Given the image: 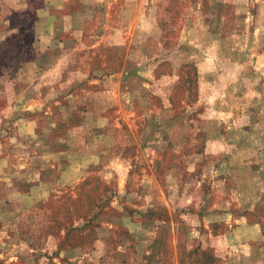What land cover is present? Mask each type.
<instances>
[{
    "label": "rangeland",
    "instance_id": "1",
    "mask_svg": "<svg viewBox=\"0 0 264 264\" xmlns=\"http://www.w3.org/2000/svg\"><path fill=\"white\" fill-rule=\"evenodd\" d=\"M47 2L0 0V43ZM66 3L33 13L52 43L116 30L147 82H102L104 114L82 80L105 43L73 65L49 45L35 82L45 47L6 35L26 57L0 48V264H264V0Z\"/></svg>",
    "mask_w": 264,
    "mask_h": 264
},
{
    "label": "crops",
    "instance_id": "2",
    "mask_svg": "<svg viewBox=\"0 0 264 264\" xmlns=\"http://www.w3.org/2000/svg\"><path fill=\"white\" fill-rule=\"evenodd\" d=\"M46 1H50V3L48 4L47 2V7L46 8H41V10L39 9H32L29 6L28 10L25 9H18L15 8L13 9V13L15 15V17H22V24H17V25H10L5 27L6 31H4L3 36L4 40L10 36H6V35H17L18 33H22L24 31L25 28H27V25H31L27 31L29 33H31L32 35V40H31V44L30 47H33V49L35 50L37 44L39 43V46L41 49H39L38 51H44V47H45V52L44 54L39 55L41 58L38 57V52H35L34 54V58L30 59L29 61H26V63H31L33 65H47L49 68L48 72L45 73H39L38 75H33L31 76L30 80H33L35 82H41V81H45V82H49L51 77L53 76V73L50 72L51 70H53V68L55 67V65H52L50 62L48 63V58H49V54H48V49H52V47L56 46L59 47L62 50V54L61 56V64L63 65V62L65 60H68L69 65H73V61L76 60V62L78 63L79 59H82L83 56H81L80 52L84 51L86 53V51H90V50H96L97 48L101 47V45L103 43H105L107 45V49L109 51L108 55L103 57L102 54L100 53H93V63H94V67L91 68L90 72H88L85 75V78L82 80V82L84 84H86L87 86V92L84 95H88V96H93L94 97H100V99L98 98H94V100H99L100 102L97 104V106H101L102 105V99L107 98V100L104 102V105H102L101 107H99L100 111L103 112L104 114L106 112H108L109 110H112L113 106H115L117 104V101L119 99V97H121V94L119 92V95L116 93V91L114 89H109V88H103L102 87V82H112L113 85L115 87H120L121 88V92L126 93L128 92V82H130V80H133V75L137 74V78L138 81L142 80V82H147L144 81L142 78H140L138 75L139 74V69L136 68V72L134 73L131 71V69L129 67H125L126 65H131V63H129V57H128V50H129V41H125V42H118V32L116 30H114L113 32L111 31L109 33V35H99L98 37H96L95 33L94 34H90L88 37L89 38H97L96 41H92L90 44H83L81 42L80 39V31H79V35L78 37L75 36L78 40H72L69 41L71 43L70 46H65L66 45V41H59V40H55L54 37V43H52V39H53V34L52 32L48 35L45 34L43 32H41V26L39 27V25H36V18L34 16V12L37 15V17L39 16V14L41 12H44L45 10V14L46 16H49L50 14V9H55L52 8L53 7V0H46ZM62 3V8H56L55 10H60V9H66V7H68L67 9H70V7H73L71 4L66 3V1L69 0H60ZM50 6V8H49ZM23 14V16H22ZM60 16H62L63 13L60 12ZM34 16V18H29L30 20H28V16ZM81 16H84L83 13L81 14ZM29 16V17H30ZM79 16V17H81ZM42 17V14H40V18ZM54 17V15H53ZM59 17V13L56 16V18ZM85 17H89V15H85ZM39 18V19H40ZM33 20V21H32ZM41 20V19H40ZM65 20V25H68L66 18ZM29 21V22H28ZM6 20H3V23H5ZM35 24V25H34ZM68 29V28H67ZM65 32V30H63ZM67 33V32H65ZM70 33V32H68ZM73 35H75L73 33ZM95 38V39H96ZM49 40V43L47 42ZM106 40V41H105ZM2 41V42H3ZM1 42V43H2ZM0 43V44H1ZM46 43L45 46L42 44ZM130 43V42H129ZM54 46H53V45ZM131 44V43H130ZM49 45L52 47L49 48ZM120 45V46H119ZM21 49H19V52H21L22 56L21 59L17 62L16 67H20L21 65H25V62L23 61V58H25L26 56L24 55V50L23 48H25V46H21ZM118 48H125V54L121 57L122 61H121V65L122 67H119V56H118ZM86 50V51H85ZM77 55V57H76ZM39 58V59H38ZM58 61V60H57ZM124 61V62H123ZM20 65V66H19ZM56 65H58V62H56ZM21 68V67H20ZM47 68V69H48ZM46 69V70H47ZM21 72V71H20ZM20 72L18 74H20ZM103 72V75H102ZM119 83V85H118ZM149 84L152 86V83L149 82ZM130 86V85H129ZM138 86V85H136ZM143 88V86L139 85L138 89ZM18 88V87H17ZM73 89V88H72ZM137 89V90H138ZM130 90H136V88L131 87ZM42 91V94H47L50 89L46 88L44 90H40ZM119 91V90H118ZM17 93H20L16 90V92H14V95H18ZM24 92H21L19 95L23 96ZM83 94H79L78 96H82ZM158 94L155 92H152L151 96H157ZM71 96V95H69ZM166 105V103H165Z\"/></svg>",
    "mask_w": 264,
    "mask_h": 264
},
{
    "label": "trees",
    "instance_id": "3",
    "mask_svg": "<svg viewBox=\"0 0 264 264\" xmlns=\"http://www.w3.org/2000/svg\"><path fill=\"white\" fill-rule=\"evenodd\" d=\"M15 38L16 37H12L10 40L3 41L0 44V48L9 49L10 55H13V57L12 56L8 57L9 59H11V63L16 62L17 60L19 61L22 56L21 52H19V49H21V47L16 43Z\"/></svg>",
    "mask_w": 264,
    "mask_h": 264
}]
</instances>
